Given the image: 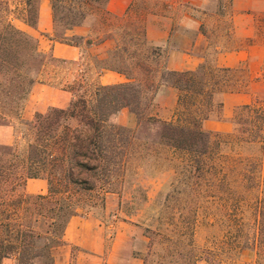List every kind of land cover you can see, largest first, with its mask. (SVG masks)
Returning a JSON list of instances; mask_svg holds the SVG:
<instances>
[{"label":"trees","instance_id":"16d2710c","mask_svg":"<svg viewBox=\"0 0 264 264\" xmlns=\"http://www.w3.org/2000/svg\"><path fill=\"white\" fill-rule=\"evenodd\" d=\"M107 1L49 0L50 39L78 47L80 59L91 52L89 64L97 76L110 70L127 80L98 83L87 96L73 95L65 107L49 106L24 119L20 113L33 86L59 85L44 75L49 64L64 59L42 51L37 37L13 22L19 19L35 28L41 0H0V124L21 126L13 143L0 144V264L4 257H12L15 264H55L69 218L79 208L92 207L82 195L96 192L104 202L105 195L121 183L130 157L155 153L171 159L178 151L184 158L183 172L204 174L205 170L213 176L209 185L216 178L221 185H252L254 177L247 173L232 181L214 162L205 161L217 153L220 143L215 135L220 133L202 126L205 119L221 118L223 93L246 89V66L220 68L208 61L195 70L167 69L160 48L148 42L144 24L123 19L127 12L112 15ZM89 19L96 24L89 35H67ZM261 34L264 38V29ZM161 84L178 92L170 119L150 112ZM124 111L132 116L133 125L119 121ZM249 120L260 132L264 110L252 103L235 108L233 125ZM27 178L46 180L47 192L17 194ZM257 186L261 192L252 208L254 237L238 241V248L256 250L255 264H264V174ZM229 195L227 191L218 197L227 203ZM225 228L227 233L233 231L230 223ZM242 228L239 224L238 234ZM210 260L207 257L208 264Z\"/></svg>","mask_w":264,"mask_h":264},{"label":"rangeland","instance_id":"374dc122","mask_svg":"<svg viewBox=\"0 0 264 264\" xmlns=\"http://www.w3.org/2000/svg\"><path fill=\"white\" fill-rule=\"evenodd\" d=\"M179 1L133 0L123 19L143 23L145 27L147 17L151 14H178L187 10ZM230 2L231 0L205 2L207 13L219 14L216 20L220 38L229 26ZM48 6L50 7V2ZM111 20L116 22L115 19ZM210 23L211 19L207 22L209 28ZM95 25V21L89 19L80 26L81 32L76 34L67 31V35L82 33L87 36ZM40 47L42 48L43 44L40 43ZM90 53H84L80 59L79 50V58L76 60L80 63L78 65L73 60H64L57 65L49 64L44 77L59 85H48L57 89L72 88L73 95L87 96L98 83L119 81L111 76L99 79L89 64ZM208 57H211V50ZM30 94L23 109L33 108ZM167 104V100H154L150 112L161 119H169L172 114ZM118 119L127 125L134 124L133 118H129L126 111L122 112ZM20 127L16 125L10 129L13 141L15 135L19 134ZM256 136L257 139L254 140ZM215 137L219 140L220 147L212 160L205 158V161L214 162L217 169L229 175L232 181L237 179L238 182V178L247 173L249 177H254L251 186L236 185L233 182L221 185L217 178L214 185H209L208 178L213 179V176L208 175L207 171L203 170L204 174L183 172L181 165L184 158L180 152L171 154V159L165 154L151 153L146 157L129 158L121 183L117 185L115 192L105 195L104 202L99 200L96 192L83 194V201H91L92 207H88V210L79 208L78 213L87 212L105 225L106 233L109 234L106 242L108 248L116 232L119 229L125 230L131 235L134 252L140 257L142 264H208L207 257H210L212 264H255L256 250L240 249L238 241H244L246 238L252 241L254 237L252 208L261 192L257 186L258 180L264 174V127L259 132L249 120L247 124L233 125L231 132L220 133ZM227 191L228 195L233 194V198L229 195L230 200L226 203L218 195ZM23 192L25 190L22 186L16 193ZM46 192L47 182L43 193ZM228 223L233 226L230 233L225 231V225ZM239 224H242L243 228L242 233L238 234L236 229ZM60 252L61 248L55 255Z\"/></svg>","mask_w":264,"mask_h":264},{"label":"crops","instance_id":"0c3cea01","mask_svg":"<svg viewBox=\"0 0 264 264\" xmlns=\"http://www.w3.org/2000/svg\"><path fill=\"white\" fill-rule=\"evenodd\" d=\"M132 1L108 0L107 10L112 15L121 16ZM205 2L206 0H180L179 3L187 10L178 14L169 12L149 15L145 34L150 44L160 48L161 60L170 70H195L208 61L220 68L246 66L249 77L246 89L223 93L221 118L205 119L202 122L205 130L229 133L233 130L232 116L236 107L252 103L264 110V38L261 34L264 29V0H231L229 26L222 38L216 20L219 14L207 13ZM48 5L49 0H41L35 28L19 19H14L13 22L18 28L37 37L42 51L60 59L76 61L79 58L78 47L50 39L52 13ZM209 19L212 20L210 28L207 25ZM79 28L80 26H76L70 31L77 34L81 32ZM40 43L43 44L42 48ZM104 76L119 79L112 83L127 80L124 75L110 70L103 72L98 78ZM177 94L174 87L161 84L154 100H167L169 112L173 115ZM72 97L73 92L70 90L57 89L48 83H36L30 94L33 108H24L21 117L31 119L35 112H44L49 106L65 107V103ZM129 118H132L130 114ZM10 129H13L11 124H0V144L13 142ZM45 187L46 180L42 178H27L23 185L25 193H43ZM110 194L112 193H107L106 196ZM108 235L105 225L87 212L72 215L64 228L61 252L55 255V264H142V260L134 252L131 235L119 229L111 239L109 248L106 246ZM1 264H15V261L12 257H4Z\"/></svg>","mask_w":264,"mask_h":264}]
</instances>
